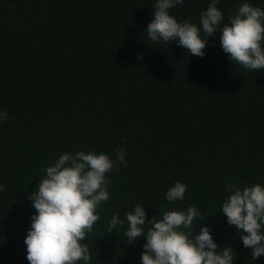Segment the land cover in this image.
Masks as SVG:
<instances>
[{"label": "trees", "instance_id": "obj_1", "mask_svg": "<svg viewBox=\"0 0 264 264\" xmlns=\"http://www.w3.org/2000/svg\"><path fill=\"white\" fill-rule=\"evenodd\" d=\"M242 2L220 0L224 23ZM154 3L0 0V110L8 114L0 122V264H30L24 240L36 210L28 197L46 166L80 150L115 158L120 147L127 164L107 173L110 199L85 240L91 264H141L146 236L130 245L124 235L136 204L149 220L195 205L194 235L210 225L220 247L234 249V264H264L220 212L230 182L264 184V70L234 64L219 31L202 58L152 42ZM210 3L185 0L171 13L198 24ZM178 180L188 186L184 200H165ZM117 212L124 226L107 232Z\"/></svg>", "mask_w": 264, "mask_h": 264}, {"label": "clouds", "instance_id": "obj_2", "mask_svg": "<svg viewBox=\"0 0 264 264\" xmlns=\"http://www.w3.org/2000/svg\"><path fill=\"white\" fill-rule=\"evenodd\" d=\"M184 2L155 0L153 19L146 29L152 42H175L190 55L202 58L208 37L219 31L221 48L234 64L250 71L264 70V8L243 0L224 23V13L218 7L220 0H211L197 24L178 21L171 13ZM137 59L143 60V53H137ZM7 118V112L0 110V122ZM126 155L124 147L116 150L115 158L94 150L64 152L44 168L37 189L28 197L36 210L24 240L30 264H91V248L85 240L100 219L101 204L110 199L107 173L119 164L126 165ZM187 188L178 180L164 198L182 201ZM3 189L0 184V191ZM225 191L228 195L220 212L228 225L238 229L243 246L251 249L252 258L257 260L264 255V184L241 187L230 182ZM200 216V209L190 205L187 209L164 211L162 218L149 220L146 208L136 204L126 213L124 235L130 245L146 236L141 264H234V249L230 245L221 248L210 225L201 226L199 234L194 235ZM146 225L150 227L145 232ZM118 226L123 227L124 220L117 212L108 222L107 232Z\"/></svg>", "mask_w": 264, "mask_h": 264}]
</instances>
